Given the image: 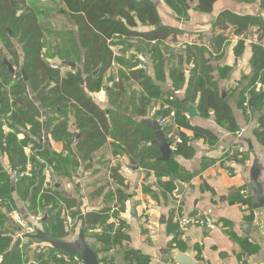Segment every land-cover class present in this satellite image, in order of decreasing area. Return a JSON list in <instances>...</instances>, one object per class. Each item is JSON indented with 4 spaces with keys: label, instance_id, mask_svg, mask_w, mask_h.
I'll return each instance as SVG.
<instances>
[{
    "label": "crops",
    "instance_id": "1",
    "mask_svg": "<svg viewBox=\"0 0 264 264\" xmlns=\"http://www.w3.org/2000/svg\"><path fill=\"white\" fill-rule=\"evenodd\" d=\"M44 1L40 2L43 8L56 9L55 5L44 6ZM151 1L157 9L160 24L173 34L194 33L207 38L203 46L199 47L202 48V57H187L183 39H179L181 42L178 45L164 42L162 46H157L163 54L164 65L159 72L154 67L147 43L123 36L121 42L112 39L108 41L113 54L111 67L101 75L100 87L94 91L87 87L89 75L85 71V49L77 42L76 47L80 52L77 59L72 60L66 55H62L66 60L53 58L58 59L59 64H53L52 60L49 62L52 66L61 65L68 69L61 73L57 68L61 77L68 73L79 75L82 94L94 108L104 112L108 131L101 140L96 136L91 137L90 132L84 135L79 131L78 123L81 120H89L94 130L100 128L92 109L84 110L79 106L72 111L64 109L63 113L56 116L58 122L66 123L65 134L60 140L54 142L46 131L43 132V148L59 158L58 164L44 163L43 185L74 200L75 206L69 210L78 216L83 217L92 212L101 214L109 209L105 225H113L114 230L117 228L114 227L113 214H118L123 234L127 237L121 243L109 247L97 241L96 237L103 232V224L89 227L84 233L85 242L96 252L99 264H123L129 249L138 252L139 258H147L148 264H176L169 258V252L189 253L201 264H249V258L259 251V247L249 242L250 235L242 230V226L254 222L247 195L250 167L255 157L264 163V134L260 137L253 134L259 120L264 118V39L259 44L233 39L227 41L220 52L209 49L207 42L212 40V25L222 12L256 16L264 20V0H217L210 14H199L191 6L186 10V18L178 17L163 0ZM54 19L52 16L50 22ZM69 23L71 27L68 31L74 34L75 41L77 29L70 19ZM56 27L53 26V29ZM151 30L153 28L147 26L137 28L141 33ZM69 42L63 41L65 45ZM173 50L176 52L174 55ZM43 58H47L45 54ZM194 60L206 61L210 70L195 69ZM98 73L99 67L92 70L90 75L96 77ZM143 78L150 80V84H141ZM200 78H209L216 84L220 98L230 109V124L223 122L219 125L211 110L199 111L200 88L194 95H188L189 82L195 86ZM252 92L261 97L259 101H252ZM160 96L191 105L196 115L189 117L184 107L185 118L192 127L207 131L211 138L195 137L192 131L178 128L171 120L174 117L168 118L165 114L170 108L165 109L168 105L159 99ZM247 97L249 116L243 107ZM161 118H166V126L161 128L169 146L175 136L179 137L178 134L183 133L191 147L190 157H176L168 166L169 174L155 173L143 167L154 162L150 158L152 156H156L155 161L161 162V154L158 146L152 143L154 130L141 122L153 120L159 123ZM115 121L119 122L121 128L113 132ZM147 128L153 134L148 143L141 139L146 135L144 131L147 132ZM235 136L245 138L238 142ZM99 141L101 144L97 147ZM150 145L156 148L149 149ZM124 166L138 169L125 174L122 171ZM114 168L121 172L127 182L124 191L128 198L123 211L118 210L116 197L113 196L111 200L109 196L115 191L110 178ZM177 182L184 186L179 197L174 195ZM15 202L19 212L10 214V220L16 227L10 255L17 251L22 264H52V258L58 260L59 264H82L77 257L61 254L64 252L52 248L41 252L39 248L42 246L35 245L26 236L20 238V228L14 223L12 214L28 218V223H32L36 216L31 218L25 210L28 204L19 201L16 196ZM179 215L206 216L215 222L214 228L191 227L183 233L175 222V217ZM71 221L72 227L67 224L68 235L64 239L67 241L77 239L82 224ZM241 242L253 249L245 251ZM7 261L5 255H0V264H6Z\"/></svg>",
    "mask_w": 264,
    "mask_h": 264
},
{
    "label": "trees",
    "instance_id": "2",
    "mask_svg": "<svg viewBox=\"0 0 264 264\" xmlns=\"http://www.w3.org/2000/svg\"><path fill=\"white\" fill-rule=\"evenodd\" d=\"M41 1L44 0H0V39H3L5 48L8 50L12 47V39H16L20 46V53L15 49H11L9 52L13 55V59L8 63L17 67L14 74L8 71L4 64V57L0 56V255H5V259L8 260L6 264H22L17 251L12 255H10L11 251L9 252L13 233L16 232V227L10 220V214L14 211L19 212L15 196L19 201L28 204L25 209L31 218L36 216L39 210L43 214L46 213L45 222L43 224L40 222L39 226L46 235L54 239L62 240L67 237V215L72 220H76L77 225L79 222L84 223L85 234L89 227L103 224V232L96 238L106 246L110 247L127 239L123 234L118 214H113L114 220L120 224L114 230L113 225H105L109 217V209L104 210L101 214L92 212L83 217L78 216L77 213L69 210L75 206L74 200L65 198L53 188L43 185L44 163L58 164L59 161L56 154H50L46 148H43V132L46 131L51 140L57 142L66 131V123L58 122L57 115L63 113L64 109L72 111L78 106L84 110L91 108L93 114L98 118L100 128L94 130V127H90L89 120H81L78 123L79 131L84 135L90 132L89 135L98 137V140L104 139V133L108 131V127L103 118L104 112L94 108L89 99L82 94L79 75L68 73L61 77L59 70L54 68L46 58H43L48 27L43 24L47 9L40 5ZM59 1L64 6L66 5L67 16L77 29L76 39L74 41V36H72V41L70 40L66 44L68 52L64 55L74 54L77 58L79 57L80 52L76 47V42L85 49L83 54L85 71L89 75L86 84L93 91L99 89L101 75L111 67L113 54L108 41L112 39L121 42L123 36L147 43L154 67L159 72L164 65L163 54L157 46H162L164 42L178 45L181 42L179 39H183L187 57H202V48L199 47L203 46V42L207 41V38L194 33L173 34L169 28L160 24L157 9L151 0ZM216 1L163 0L164 4L180 18L187 17L186 10L191 6H194L193 8L199 14H210ZM140 26L152 27L153 30L141 33L137 31ZM212 26V40L207 42V46L217 52L221 51L227 41L233 39L239 42L251 41L258 44L262 43L264 39V20L256 16H243L225 11L216 17ZM53 50V58L66 60V57H63L62 53L60 54V49L55 47ZM44 54L47 57L46 50ZM172 54L174 55L176 52L173 50ZM98 67L97 76L91 77L90 72ZM194 68L210 70L204 60L200 62L194 60ZM143 80L140 81L141 84H150V80L147 78H143ZM196 83L194 86L192 82H189L188 95H194L200 88L199 111L211 110L219 125H222L223 122L230 124V109L220 98L216 84L209 78L206 80L200 78ZM251 97L252 101H259L261 98L255 92H252ZM159 99L170 108L165 112L166 115L170 110L174 111V118L171 120L178 128L192 131L195 137L211 138L207 131L190 125L184 116L183 103L171 97L160 96ZM191 100H193V96ZM79 113L82 114V112ZM120 128L119 122L115 121L113 132ZM145 130L147 131H144L146 135L141 139L146 143L151 142L152 131L149 128ZM253 134L257 137L264 134V118L259 120L258 128ZM178 135L181 138V143L176 145V151L172 153L169 161L166 163L157 162L155 161L156 156H152L150 158L154 162L144 164L143 167L155 173L169 174L168 166L176 157H190L189 139L183 133ZM100 144L99 141L97 147ZM148 148L156 147L150 145ZM5 162L23 168L27 162H30L33 166L30 178L14 181L4 171ZM110 178L115 187V191L109 195L110 199L112 200L115 196L118 210L123 211L128 198L124 191L127 188V182L116 168L111 170ZM22 218L27 224H30L28 218L23 216ZM241 245L247 252L251 248L253 249L247 243L241 242ZM123 264H148V260L139 258L138 252L129 249L126 251Z\"/></svg>",
    "mask_w": 264,
    "mask_h": 264
},
{
    "label": "water",
    "instance_id": "3",
    "mask_svg": "<svg viewBox=\"0 0 264 264\" xmlns=\"http://www.w3.org/2000/svg\"><path fill=\"white\" fill-rule=\"evenodd\" d=\"M42 56L44 57V54ZM52 63L59 64V60L54 59ZM63 63L73 66V64L68 62ZM4 64L8 71L14 74V68L6 61ZM184 107L189 117L196 115L191 105L185 104ZM141 124L154 130L155 138L152 143L157 145L160 150L161 156L159 157V161L167 162L171 156L170 146L163 135L159 123L153 120H144ZM244 138V136H235L234 139L241 142ZM130 167L135 171L138 169L137 167ZM247 188V195L249 196L251 209L254 214V222L242 226V230L250 235L249 242L259 247V251L249 258V264H264V163L258 157L254 158L250 167ZM176 189L174 195L175 197H179L183 192L184 186L177 182ZM43 217L45 218L46 214ZM44 218H42L41 222H44ZM25 238L33 241L35 244H46L55 250L75 256L81 260L82 264H99L97 254L85 242L84 223L81 224L78 237L75 241L57 240L46 235L41 230H38L35 235H28ZM168 256L176 264H201L200 262H196L189 253L169 252Z\"/></svg>",
    "mask_w": 264,
    "mask_h": 264
},
{
    "label": "built area",
    "instance_id": "4",
    "mask_svg": "<svg viewBox=\"0 0 264 264\" xmlns=\"http://www.w3.org/2000/svg\"><path fill=\"white\" fill-rule=\"evenodd\" d=\"M243 107L245 109V113L249 116L250 115V105H249L248 97L243 103ZM165 109H169V107L165 106ZM172 117H174V112L171 110L168 114V118H172ZM165 123H166V118H161L159 120V125L161 127H165L166 126ZM180 143H181V138L178 136H175L173 138V142L170 143V150L172 152H175L176 145ZM231 153L234 155L233 152ZM32 170H33V166L30 162H27L24 168L21 166H12L8 164L7 162L4 163L5 173L10 178H12L14 181H18L24 178H30L32 174ZM122 171L125 174H130L132 172V169L130 166H124L122 168ZM12 219L14 220V223L20 228V233H19L20 238L34 234L40 229L39 222L41 220V215L34 217L32 223L30 224H27L23 218L17 215V213L12 214ZM66 221H67L68 226L72 227V221L68 216H66ZM175 222L178 224L180 231L183 233L187 232V230L191 227L207 228V229L214 228V224L210 218L206 216H200V215H194V216L179 215L175 217ZM119 226H120L119 222L115 220L114 227L118 228Z\"/></svg>",
    "mask_w": 264,
    "mask_h": 264
},
{
    "label": "rangeland",
    "instance_id": "5",
    "mask_svg": "<svg viewBox=\"0 0 264 264\" xmlns=\"http://www.w3.org/2000/svg\"><path fill=\"white\" fill-rule=\"evenodd\" d=\"M44 2H45V3H43L44 6H54V5L56 6V9H53V10L47 9L46 13L44 14L45 17L43 18V24L46 27H48V35H46V38H45L46 45H45V49L43 50V53H45V50H46V52L48 53L46 60H48V62L51 63V61L53 60V57H54L53 56V53H54L53 48L57 47L58 50L60 49V54L62 53L61 55L66 54L68 52V48L63 43V41L64 40H71V38L74 34L68 31L70 29L71 25L69 23V19L66 17V10H67L66 5L64 6V4L59 0H50V1H44ZM60 10H62L63 12L61 13ZM52 15H53V17H55V19H54L55 21L52 20V23H51L50 20H51ZM58 23H59V25H58ZM52 25L54 27H56L55 25H58V26L53 29ZM59 30H60V32H59ZM55 33H57L59 35H57ZM11 41H12L11 49H15L16 51H18L20 53V46L17 44L16 39H12ZM5 46L6 45L4 44L3 39H0V56L4 57V60L6 62H11L13 59V55L9 53L11 49L8 50L5 48ZM68 57H71L72 60L77 59V57L74 54H70ZM9 64H11V63H9ZM12 67L14 68V70L17 69V67L14 65H12ZM53 67L58 68L61 73L68 70L66 67H62L61 65H57V66L55 65ZM37 214L41 215V218H42L43 213L41 210H39ZM51 263L52 264H59V261L52 258Z\"/></svg>",
    "mask_w": 264,
    "mask_h": 264
},
{
    "label": "flooded vegetation",
    "instance_id": "6",
    "mask_svg": "<svg viewBox=\"0 0 264 264\" xmlns=\"http://www.w3.org/2000/svg\"><path fill=\"white\" fill-rule=\"evenodd\" d=\"M37 233V232H36ZM36 233H34V234H31V235H35ZM62 240H64V239H62ZM67 241V240H66ZM35 245H39V246H42L41 248H39L40 249V251L41 252H43L46 248H51V247H49V246H47L46 244H35ZM53 249V248H52ZM59 251V250H58ZM61 254H63V253H61ZM66 254V253H65ZM77 259H79V258H77ZM80 260V259H79Z\"/></svg>",
    "mask_w": 264,
    "mask_h": 264
}]
</instances>
